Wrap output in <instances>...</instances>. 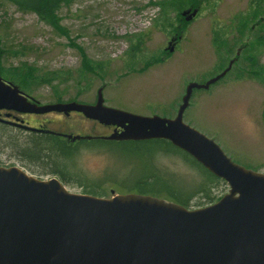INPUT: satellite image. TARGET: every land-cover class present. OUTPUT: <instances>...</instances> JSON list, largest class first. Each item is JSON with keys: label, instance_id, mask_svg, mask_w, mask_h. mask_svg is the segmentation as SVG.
Returning a JSON list of instances; mask_svg holds the SVG:
<instances>
[{"label": "rangeland", "instance_id": "rangeland-1", "mask_svg": "<svg viewBox=\"0 0 264 264\" xmlns=\"http://www.w3.org/2000/svg\"><path fill=\"white\" fill-rule=\"evenodd\" d=\"M156 1L74 0L58 11L67 31L63 35L36 14L0 0V70L24 68L27 76L34 66L36 79L28 80L26 87L18 86L40 104H91L102 87L106 106L142 116L174 117L188 83H204L216 76L238 48L255 42L254 32H240L236 27L238 19L251 12L255 0H201L197 15L184 24L179 22L183 7L162 14L158 5L151 4ZM263 17L264 11L258 19ZM180 33L181 41L166 57L170 38ZM81 51L88 59L104 63L99 74L81 71ZM253 53L254 65L243 49L223 78L207 90L194 89L183 121L213 138L234 162L264 173V74H259V66L264 67V44ZM0 76L10 82L4 74ZM38 119L62 134L112 132L79 114L48 113ZM12 133L26 137L18 129ZM73 164L89 180L112 175L120 182L138 176L132 162L101 149L80 148ZM0 165L17 166L42 179L52 177L38 173L9 146L0 150ZM157 166L188 191L199 179L179 155H161ZM84 184L69 181L65 186L70 192L82 193ZM227 191L225 183L212 189V194L221 197ZM201 197L202 193L195 195L189 208L205 204Z\"/></svg>", "mask_w": 264, "mask_h": 264}, {"label": "water", "instance_id": "water-1", "mask_svg": "<svg viewBox=\"0 0 264 264\" xmlns=\"http://www.w3.org/2000/svg\"><path fill=\"white\" fill-rule=\"evenodd\" d=\"M197 12L188 8L181 15L190 21ZM232 63L205 83H188L173 118L106 106L101 87L94 104H40L0 76V110L77 112L114 126L105 140L164 139L228 186L216 202L187 208L134 192L111 191V197L73 193L56 177L42 179L0 165V264H264V173L234 162L212 138L183 121L193 90L208 89ZM0 122L43 131L3 118ZM58 135L72 143L92 138Z\"/></svg>", "mask_w": 264, "mask_h": 264}, {"label": "trees", "instance_id": "trees-1", "mask_svg": "<svg viewBox=\"0 0 264 264\" xmlns=\"http://www.w3.org/2000/svg\"><path fill=\"white\" fill-rule=\"evenodd\" d=\"M14 4L23 12H31L45 24L51 26L56 32L67 35V31L60 24L58 11L63 6H69L74 0H4ZM201 0H159L151 4L158 5L161 13L168 9L176 10L178 7L199 8ZM254 7L248 16H241L236 27L240 32L248 30L255 33V42L246 43L241 47L248 51L247 59L254 65V48L264 44V17L258 19L260 12L264 11V0H255ZM200 9V8H199ZM162 13V14H163ZM164 21L168 19L163 18ZM252 21L254 28L250 27ZM181 24L187 23L180 16ZM217 50V49H216ZM2 49L0 48V53ZM8 53H14L12 49H7ZM84 52V51H83ZM81 51L82 68L86 73H100L104 63L88 59ZM218 52V50H217ZM239 59V57H238ZM25 76L24 68L10 67V69L0 70L10 81L17 85L26 87L32 78L36 79L35 68ZM259 74H264V67L259 66ZM255 73V70L251 71ZM32 82L31 84H33ZM20 139V140H19ZM19 142L21 143L19 145ZM18 143V144H17ZM6 146L11 147L16 155L25 163L33 165L36 171L42 175L56 176L65 184L74 181L79 185L84 184L83 194L95 195L99 197H109L111 191L119 193L136 192L144 195L166 198L173 200L178 204L189 207L192 198L202 193V199L205 200L202 207L217 201L220 196L215 197L212 189H217L220 184H225L204 169L192 157L185 152L174 147L169 141L164 139H151L142 141H108L101 139L81 140L71 143L56 134L49 133H30L23 139L14 137L12 129L6 125L0 124V150ZM80 148H95L112 152L121 159L132 162L138 171V176H133L122 181L116 177L108 175L106 178L89 180L75 169L73 161L77 157ZM161 155H179L198 173V181L194 183L190 191L177 184L172 178L163 173L157 166V161ZM213 195V196H212Z\"/></svg>", "mask_w": 264, "mask_h": 264}, {"label": "flooded vegetation", "instance_id": "flooded-vegetation-1", "mask_svg": "<svg viewBox=\"0 0 264 264\" xmlns=\"http://www.w3.org/2000/svg\"><path fill=\"white\" fill-rule=\"evenodd\" d=\"M171 38L174 39L172 41L171 45L174 46V48H175V46H177L178 43L182 39V33H180L179 35L175 34V36L171 37ZM164 51H167V49L165 48ZM166 53H168V54H166V57H167L170 53L168 51ZM166 57H164V58H166ZM91 104H93V103H91ZM71 114H78V113L71 112L70 115ZM43 115H45V114H43ZM38 116H40V114L39 115L38 114H17L15 112H8L6 110H0V117L7 118L10 121L21 122L25 125H28L29 127H32V128L41 129V130H49L45 126L44 121H41L38 119ZM0 124H2V123H0ZM3 125H6L7 127H9L12 130L18 129L20 132H22L23 134H26V135H28L30 133H43V134L46 133L44 131H27V130H25L23 128H19L15 125H8V124H3ZM106 128L111 129V131L114 129L113 126H108Z\"/></svg>", "mask_w": 264, "mask_h": 264}, {"label": "bare ground", "instance_id": "bare-ground-1", "mask_svg": "<svg viewBox=\"0 0 264 264\" xmlns=\"http://www.w3.org/2000/svg\"><path fill=\"white\" fill-rule=\"evenodd\" d=\"M203 207V206H202Z\"/></svg>", "mask_w": 264, "mask_h": 264}]
</instances>
